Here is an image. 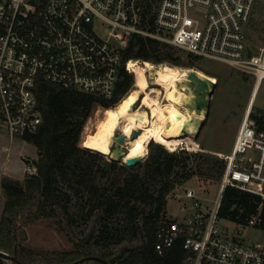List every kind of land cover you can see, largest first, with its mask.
Returning <instances> with one entry per match:
<instances>
[{"label": "built area", "instance_id": "1", "mask_svg": "<svg viewBox=\"0 0 264 264\" xmlns=\"http://www.w3.org/2000/svg\"><path fill=\"white\" fill-rule=\"evenodd\" d=\"M257 2L0 0V128L11 144L26 143L25 136L38 132L44 122L40 84L121 101L125 73L135 84L126 55L137 38L227 64L253 77L258 88L264 80V47L252 52L246 36ZM253 100L231 151L221 155L227 166L214 205H205L193 190L177 195L186 215L160 226L155 244L160 253L182 237L190 254L185 264H264V241L249 244L244 238L245 229L264 230L262 205L236 229L223 227L219 215L227 187L256 194L264 202V114L254 111Z\"/></svg>", "mask_w": 264, "mask_h": 264}, {"label": "trees", "instance_id": "2", "mask_svg": "<svg viewBox=\"0 0 264 264\" xmlns=\"http://www.w3.org/2000/svg\"><path fill=\"white\" fill-rule=\"evenodd\" d=\"M184 57L190 60L191 68L192 62L199 60L169 44L137 38L126 60L182 67ZM133 84L134 78L125 73L121 97L129 94ZM37 93L44 122L38 132L23 138L36 149L38 159L31 164L36 172L27 174L23 181L4 178L1 182L5 204L0 250L16 255L21 264H185L190 254L183 247L182 237L161 253L155 244L160 226L170 219V197L194 175L188 164L192 155L184 149L170 152L151 142L148 157L135 167L108 160L102 154V133L120 97L107 102L49 84H40ZM97 106L105 108L103 121L86 147L90 132L84 137V131ZM203 154L195 155L208 163L198 165V174L221 182L227 162ZM260 205L264 220L260 196L227 187L219 215L244 225L258 213ZM44 217H60L55 224L75 241L74 250L36 255L23 245L26 233L22 222ZM80 220L89 224L88 229L72 238ZM0 264L8 263L0 258Z\"/></svg>", "mask_w": 264, "mask_h": 264}, {"label": "rangeland", "instance_id": "3", "mask_svg": "<svg viewBox=\"0 0 264 264\" xmlns=\"http://www.w3.org/2000/svg\"><path fill=\"white\" fill-rule=\"evenodd\" d=\"M246 36L252 52L258 51L260 47H264V0H258L247 28ZM184 61L186 63L185 66L180 68H191L189 66L191 64L190 60L184 57ZM192 63L194 64L193 69L215 78L218 85L211 99L209 116L207 120H205L197 140L202 148L207 151L191 152L186 150L184 146L178 148V150L184 149L192 155L188 164L194 174L186 184L177 188L170 197L167 207L169 214L179 218H183L186 214L180 211L182 203L177 199V195H184L187 190H193L196 196L209 207H212L215 200L218 198L221 182L214 178L201 177L198 174V165L200 163H206L207 166L208 163L206 159L199 158V156L196 158L195 155L204 153L203 155L205 157L211 156L223 159L221 155L229 154L255 84V79L253 77L234 70L227 64L207 58H199L198 61ZM133 91L134 86L127 97ZM122 100H124V97ZM253 107L254 111L257 113L264 114V80L257 89L253 100ZM104 112V109L99 106L95 107L93 110L86 124V126L88 125L86 127L87 130L84 131V137L90 132L86 147H88L89 141L95 136L98 126L102 124ZM5 146H9L10 150L5 151L3 149ZM147 157L148 155L143 161ZM107 158L108 160H112L109 156H107ZM36 159H38V155L34 146L20 141L14 144L9 143L5 130L0 128V219L5 204V196L1 189L2 180L4 178H11L23 181L27 174L34 173L31 164L32 161ZM118 162L124 164L122 161ZM260 210L263 211V206L260 207ZM59 219L60 217H44L22 222L21 226L26 233L22 241L23 245L36 255L56 251L74 250L76 248L75 241H72L66 232L59 230L55 224ZM88 225L89 224L80 220L78 224L75 225V230L71 237L75 238L76 235L82 236L83 233L87 231ZM222 226L226 229H236L238 227L237 224L228 221H224ZM244 238L249 244L260 243L264 241V230L262 228L245 229ZM98 251L102 253L103 250L98 249ZM6 262L8 264H13L8 261ZM83 264L98 263L87 261Z\"/></svg>", "mask_w": 264, "mask_h": 264}, {"label": "bare ground", "instance_id": "4", "mask_svg": "<svg viewBox=\"0 0 264 264\" xmlns=\"http://www.w3.org/2000/svg\"><path fill=\"white\" fill-rule=\"evenodd\" d=\"M129 66L135 73L134 91L120 101L110 112L103 133V154L113 157L112 147L120 133L127 137L122 146L123 161L145 158L149 144H162L170 152L184 146L191 152L207 151L197 141L198 127L190 124L195 115L187 104L194 98L185 90L192 73H197L217 83L213 77L193 68H180L170 64L155 65L151 62L132 60ZM202 115H195L204 119ZM189 125L188 131L184 129ZM135 131L138 136L133 139Z\"/></svg>", "mask_w": 264, "mask_h": 264}, {"label": "water", "instance_id": "5", "mask_svg": "<svg viewBox=\"0 0 264 264\" xmlns=\"http://www.w3.org/2000/svg\"><path fill=\"white\" fill-rule=\"evenodd\" d=\"M218 83H214L208 78L199 76L196 72L192 73L190 76V82L185 84V90L189 93H192L194 98L191 102L187 104V107L197 116L202 115V112H205V118L199 119L195 115L193 116L190 124H195L198 127L197 138L202 130L205 120H207L210 108H211V99L212 96L217 88ZM189 129V125H186L184 132L186 133ZM139 131H135L133 139L138 136ZM127 137L121 135L120 133L115 138L114 145L112 147L114 156L111 157L112 160L115 161H122L127 167H135L139 163L143 161V158L137 157L133 159H129L128 161L124 162V152L122 151V146L125 144ZM0 258L11 262L13 264H21L17 259L16 255H10L7 252L0 250ZM95 259L100 260V258L95 257Z\"/></svg>", "mask_w": 264, "mask_h": 264}, {"label": "crops", "instance_id": "6", "mask_svg": "<svg viewBox=\"0 0 264 264\" xmlns=\"http://www.w3.org/2000/svg\"><path fill=\"white\" fill-rule=\"evenodd\" d=\"M257 89H258V88H255V87H254V89H253V92H252V95H251V98H250V99H252V98L254 99V97H255V94H256V92H257ZM26 143H27V142H26ZM233 144H234V143H233ZM167 211H168V209H167ZM168 217H169V218H178V217H175V216H172V215H170V214H169V211H168Z\"/></svg>", "mask_w": 264, "mask_h": 264}]
</instances>
